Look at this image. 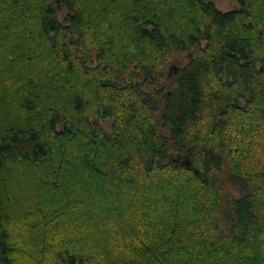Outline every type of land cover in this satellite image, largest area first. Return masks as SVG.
<instances>
[{
    "label": "trees",
    "instance_id": "1",
    "mask_svg": "<svg viewBox=\"0 0 264 264\" xmlns=\"http://www.w3.org/2000/svg\"><path fill=\"white\" fill-rule=\"evenodd\" d=\"M237 1L0 0V264L16 172L38 264H264V0Z\"/></svg>",
    "mask_w": 264,
    "mask_h": 264
},
{
    "label": "rangeland",
    "instance_id": "2",
    "mask_svg": "<svg viewBox=\"0 0 264 264\" xmlns=\"http://www.w3.org/2000/svg\"><path fill=\"white\" fill-rule=\"evenodd\" d=\"M215 5L221 10H230L239 7L237 0H211ZM15 49V46L12 42L3 43V40H0V89L6 84H10L11 74L10 66L8 65L7 56L12 53V50ZM187 57L186 53L180 54V60L184 61ZM177 63L173 60L169 61L165 71L168 75L172 74L173 67H176ZM102 127L107 133H112V121L109 119L101 120ZM17 173V172H16ZM13 173V176L17 179V193H16V205L17 209L15 210L14 220H12V230L13 237L18 241V247L21 251L16 250L14 253L15 263L16 264H38L37 259L34 257V254L38 252L36 245L32 243V236H36L39 229L35 224L34 215L28 216L24 213L26 209L34 210L35 205L39 202L38 189L36 184H33L30 176H24L20 173ZM32 181V182H31ZM12 192V191H11ZM13 194V192H12ZM24 214V215H22ZM24 250V251H23ZM42 260L40 264H50L51 254L50 252H41ZM127 253H123L126 256ZM40 257L39 254H36V257ZM93 264H97L93 263ZM120 264V263H118Z\"/></svg>",
    "mask_w": 264,
    "mask_h": 264
}]
</instances>
